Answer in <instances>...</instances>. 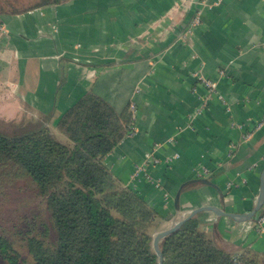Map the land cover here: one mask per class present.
I'll return each mask as SVG.
<instances>
[{"label":"crops","instance_id":"crops-1","mask_svg":"<svg viewBox=\"0 0 264 264\" xmlns=\"http://www.w3.org/2000/svg\"><path fill=\"white\" fill-rule=\"evenodd\" d=\"M197 1L65 0L18 11L0 2V126L43 123L57 138L56 122L85 92L118 111L134 102V134L103 158L117 178L175 217L207 204L249 210L264 166V0H206L188 29ZM146 153L159 159L151 180L135 174ZM200 213L236 255L264 254L253 219Z\"/></svg>","mask_w":264,"mask_h":264},{"label":"trees","instance_id":"trees-1","mask_svg":"<svg viewBox=\"0 0 264 264\" xmlns=\"http://www.w3.org/2000/svg\"><path fill=\"white\" fill-rule=\"evenodd\" d=\"M61 1L37 0L21 10ZM129 121L128 108L118 111L88 91L56 122L66 142L43 123L0 130V193L24 180L47 214L27 215L15 232L0 226V264H158L153 237L175 216L151 206L103 162ZM203 225L198 213L162 237L163 264H264L263 253L236 255Z\"/></svg>","mask_w":264,"mask_h":264},{"label":"rangeland","instance_id":"rangeland-1","mask_svg":"<svg viewBox=\"0 0 264 264\" xmlns=\"http://www.w3.org/2000/svg\"><path fill=\"white\" fill-rule=\"evenodd\" d=\"M14 4L15 10L29 7L37 0H2ZM195 9L198 8L195 6ZM195 12V11H194ZM3 126V125H2ZM0 126V130L9 132L12 130L9 127ZM57 138L62 141H67V138L57 132ZM4 189V190H3ZM0 193V226L15 232L25 223L26 217L29 214H37L39 219H46V211L42 198L36 195L34 187L29 185L24 180H14ZM186 215V212H181L174 219L163 224L162 228L172 225L175 221ZM254 220V219H253ZM252 220V221H253Z\"/></svg>","mask_w":264,"mask_h":264},{"label":"water","instance_id":"water-1","mask_svg":"<svg viewBox=\"0 0 264 264\" xmlns=\"http://www.w3.org/2000/svg\"><path fill=\"white\" fill-rule=\"evenodd\" d=\"M199 180L203 181V182H207V179L205 177L201 178ZM180 190L181 189H179L177 191V193L174 197L175 205H177L179 202ZM203 211H211L215 215L226 216V217H229L236 222L249 221V220H252V219L256 218L257 216H259L260 213L264 211V166L262 167V169L260 171L259 188H258V193H257L256 199H255V202L250 207L249 210H247L245 212H234V211H226L225 209L218 207L216 205H210V204L200 205V206H197V207H194L193 209H191L188 214H186L182 218L175 221L172 225L158 230L155 233V235L153 237V241H152L154 251L158 257V264H163V254H162V251H161L160 246H159L160 239L162 237H164L165 235L177 230L181 226V224L183 222H185L186 220H188L189 218H191V217H193V216H195L198 213L203 212ZM215 225H216V223L214 224V226Z\"/></svg>","mask_w":264,"mask_h":264},{"label":"built area","instance_id":"built-area-1","mask_svg":"<svg viewBox=\"0 0 264 264\" xmlns=\"http://www.w3.org/2000/svg\"><path fill=\"white\" fill-rule=\"evenodd\" d=\"M218 2H220V0H216ZM198 2V9H195L194 15L192 17V19L189 22L188 25V29L192 28L193 26L197 25L200 22V16H201V7H205L206 5H208L209 3L206 0H199ZM1 32L4 31L3 26H0ZM220 73L223 74L224 70H220ZM194 75L196 76V78L202 82V84L207 88L208 92H212L213 90H215L216 88V82L205 78L202 74H199L197 71H194ZM210 94V93H209ZM207 94L205 96V100L206 97L209 95ZM205 102V101H204ZM128 111L130 113V121H129V130L126 133L125 136H131L134 134V127H133V120H134V116H135V111H136V106L134 102H130L128 105ZM261 124V123H260ZM260 124L258 125V127L260 126ZM250 133H246L242 138L243 140L247 139L249 137ZM159 162V159L156 158L154 156V153H146L144 160L142 161V163L136 165L135 167V174H143L147 179L151 180L152 177H150V174L148 172V166L150 164H156ZM208 171L206 169H204V173H207ZM158 185V184H156ZM227 186L230 187L231 183L228 182ZM253 228L256 232H262L264 231V211L260 213L259 216H257L256 218H254L253 220Z\"/></svg>","mask_w":264,"mask_h":264}]
</instances>
